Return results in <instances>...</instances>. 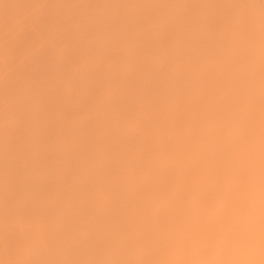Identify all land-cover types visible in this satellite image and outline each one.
I'll use <instances>...</instances> for the list:
<instances>
[{
	"label": "rangeland",
	"instance_id": "374dc122",
	"mask_svg": "<svg viewBox=\"0 0 264 264\" xmlns=\"http://www.w3.org/2000/svg\"><path fill=\"white\" fill-rule=\"evenodd\" d=\"M256 4L0 0V264H264Z\"/></svg>",
	"mask_w": 264,
	"mask_h": 264
},
{
	"label": "bare ground",
	"instance_id": "6f19581e",
	"mask_svg": "<svg viewBox=\"0 0 264 264\" xmlns=\"http://www.w3.org/2000/svg\"><path fill=\"white\" fill-rule=\"evenodd\" d=\"M261 1H262V6H264V0H257V7H259L260 9H261V7H260V5H261ZM256 7V8H257ZM259 8H257V10L259 9Z\"/></svg>",
	"mask_w": 264,
	"mask_h": 264
}]
</instances>
